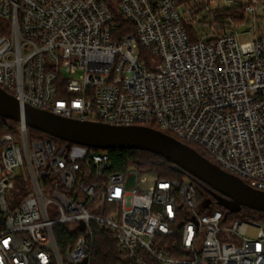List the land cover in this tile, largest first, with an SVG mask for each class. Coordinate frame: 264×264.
<instances>
[{"label":"built area","instance_id":"1","mask_svg":"<svg viewBox=\"0 0 264 264\" xmlns=\"http://www.w3.org/2000/svg\"><path fill=\"white\" fill-rule=\"evenodd\" d=\"M243 1L220 23L217 0H0V88L22 109L154 124L264 192V10ZM117 15L133 32L117 35ZM18 123L19 139L0 135V264H90L95 228L118 264H264L262 225L207 207L191 176L115 171L109 150ZM58 226L73 236L63 254Z\"/></svg>","mask_w":264,"mask_h":264},{"label":"water","instance_id":"2","mask_svg":"<svg viewBox=\"0 0 264 264\" xmlns=\"http://www.w3.org/2000/svg\"><path fill=\"white\" fill-rule=\"evenodd\" d=\"M0 118L16 122L24 120L29 128L70 144L98 150L150 152L172 163L176 171L188 174L195 181L209 187L218 204L228 208L230 212L247 208L264 213V192L252 189L192 147L156 129L82 122L56 116L28 105L22 109L18 99L1 88ZM84 264H87V261Z\"/></svg>","mask_w":264,"mask_h":264},{"label":"trees","instance_id":"3","mask_svg":"<svg viewBox=\"0 0 264 264\" xmlns=\"http://www.w3.org/2000/svg\"><path fill=\"white\" fill-rule=\"evenodd\" d=\"M236 10H242V7L229 8L226 10L218 11L217 20L222 23L223 20ZM116 24L118 26L117 35L119 37L125 36L133 32V26L121 16H116ZM1 32V31H0ZM194 41V40H193ZM152 129L159 130L158 127L154 124L149 126ZM43 133L28 128L29 139H43L51 138L46 135V137H41ZM0 135H12L15 138L19 139L20 134V124L16 121L9 119L0 118ZM60 145H66L67 142H64L59 139L51 138ZM197 152H199L203 157L207 158L209 161L214 162L212 157H210L203 150L193 147ZM111 155L112 168L115 171H124L127 168H133L138 173H154L157 174L162 179H171V180H182L185 177H190L188 174L180 173L176 171L175 166L163 159L162 157L152 154L146 151H115L109 150ZM198 196L200 201H204L206 206L212 210H221L230 221H242L248 223H255L258 219L264 218V213L253 211L247 208H241L238 212H230L228 208L218 204L217 199L212 195L211 189L197 181H195ZM204 191L208 194L206 197ZM54 235L57 241V246L63 254L69 246V242L72 237L71 233L67 226H58L54 230ZM75 239V236H74ZM93 248H92V257L90 264H118L122 261V253L120 249L106 230L95 228L93 235Z\"/></svg>","mask_w":264,"mask_h":264},{"label":"rangeland","instance_id":"4","mask_svg":"<svg viewBox=\"0 0 264 264\" xmlns=\"http://www.w3.org/2000/svg\"><path fill=\"white\" fill-rule=\"evenodd\" d=\"M243 4H244L243 0H217V3L213 4L211 6V8L214 11H221V10H226V9H229L232 7H234V8L242 7ZM258 6L264 10V0H259ZM190 29L191 28H189V30ZM237 31L240 33V39H239L240 44L249 43V42H251L252 39H254V34L252 33L251 27H249V26H242V27L238 28ZM206 32H209V30H206ZM260 33L264 34L263 24H261L259 34ZM46 135L47 134L43 133L41 135V137H46ZM204 195L206 197L208 194L204 191ZM224 199H226V198H224ZM232 204H233L232 206L234 207V203H232ZM255 223H260L262 225V227L264 228V218L258 219V221Z\"/></svg>","mask_w":264,"mask_h":264}]
</instances>
